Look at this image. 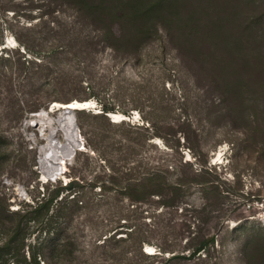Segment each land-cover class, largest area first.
Segmentation results:
<instances>
[{"label":"rangeland","instance_id":"obj_1","mask_svg":"<svg viewBox=\"0 0 264 264\" xmlns=\"http://www.w3.org/2000/svg\"><path fill=\"white\" fill-rule=\"evenodd\" d=\"M86 100L41 179V147L66 140L33 115ZM70 183V222L8 211ZM0 223V264H264V0H0Z\"/></svg>","mask_w":264,"mask_h":264},{"label":"trees","instance_id":"obj_2","mask_svg":"<svg viewBox=\"0 0 264 264\" xmlns=\"http://www.w3.org/2000/svg\"><path fill=\"white\" fill-rule=\"evenodd\" d=\"M29 62L28 59H25L23 61V65L26 66V63ZM103 111L105 113H109V112H114V107H110V106H104ZM73 187L72 183L67 184L66 186H62L60 188H56V190H54L51 193H45L43 194L41 197H38L35 200V204L30 205L31 208H33L32 210H28L26 212L23 211H14V210H10L8 209V211L13 215V216H18V218H31L35 221L37 220H43L45 217L49 216V212L52 210V208L54 209V214L50 215L48 217V224L49 222H52L56 219L58 220H62L65 222H70L71 219L73 218V215L76 211L80 210L83 208L84 206V202H83V194H74L73 197H71V193L69 195H64L62 196L60 199H58L59 195H60V191L63 189H68L71 190V188ZM2 224L0 223V226ZM60 226V225H59ZM124 225H121L119 221L113 223H110V225L106 226V228H104L102 230V232L99 234V236H103L104 232L108 231H114L110 233L106 238H104V241L102 244H108V246L112 247L109 249L110 254L113 251V248L118 249L121 247L122 242H124L126 239H123L122 237H118V230L120 227H122ZM51 228V227H50ZM49 228V229H50ZM18 231L19 229L16 231V234L14 236H18ZM134 230L129 231L128 236L133 237V235L135 233H133ZM47 233H49V236L51 235V231L49 230ZM53 234V233H52ZM56 235V238H55ZM61 235L60 232H55V234L53 235V238L50 241V244L53 243V240H57L55 247L58 251L59 254H68L70 252H72L73 249H71V246L73 243L70 242L69 239H61L59 238ZM134 240V243L137 244L139 252L143 255V256H148L147 253H145L142 250V244L143 242H145V240L143 239H139L138 237H133L132 238ZM97 241V240H96ZM99 244V243H97ZM215 244V241L213 238H203L201 240H199L197 242V244L195 246H193V250H191V255L189 256L191 257H196V256H200L201 254H203L204 252L209 250V247L211 245ZM44 245V243L42 244ZM118 247V248H117ZM1 251V249H0ZM41 256V255H40ZM38 254H34L33 255V259H31L30 262H28V264H39L38 261V257H40ZM42 257V256H41ZM45 257V256H43Z\"/></svg>","mask_w":264,"mask_h":264},{"label":"water","instance_id":"obj_3","mask_svg":"<svg viewBox=\"0 0 264 264\" xmlns=\"http://www.w3.org/2000/svg\"><path fill=\"white\" fill-rule=\"evenodd\" d=\"M87 102L92 101H71L69 103H59V102H51L46 109H42L39 113L34 114L33 116L39 117L42 115H48V114H55L54 120L58 124V126L63 130L64 132V138L66 140L65 145H60L59 141L53 140L50 141V144H46L41 147L40 149V155H39V166L41 169V175L46 180H54L57 178L58 174H50V169L51 167L56 165V162L61 158L59 149L60 148H74L76 147L77 144H80V134H79V129L76 125L75 121V113L78 111L86 110L90 108L91 106L79 108L76 106H72V104H79V105H84ZM109 116V115H108ZM69 117L72 118L73 120V126L71 127V132L69 135H67L66 132V125L65 122ZM51 121V120H49ZM113 123H116L115 120H112ZM64 123V124H63ZM34 126L38 127L39 122L36 120L34 122ZM49 153V154H48Z\"/></svg>","mask_w":264,"mask_h":264},{"label":"bare ground","instance_id":"obj_4","mask_svg":"<svg viewBox=\"0 0 264 264\" xmlns=\"http://www.w3.org/2000/svg\"><path fill=\"white\" fill-rule=\"evenodd\" d=\"M90 104L87 102L86 104H84V105H79V104H72V106H76V107H82V106H89ZM65 122V125H66V132H67V135H69L70 134V132H71V127L73 126V120H72V118L71 117H69L66 121H64ZM64 124V123H63ZM51 137V136H50ZM49 140V139H48ZM50 141H53L52 139L50 140ZM50 141H48V144H50ZM49 154V153H48ZM61 159V158H60ZM63 159V158H62ZM62 164V163H61ZM60 164V165H61ZM59 170V168L58 167H56V166H53V167H51V169H50V174H57V171ZM45 179V178H44Z\"/></svg>","mask_w":264,"mask_h":264},{"label":"snow or ice","instance_id":"obj_5","mask_svg":"<svg viewBox=\"0 0 264 264\" xmlns=\"http://www.w3.org/2000/svg\"><path fill=\"white\" fill-rule=\"evenodd\" d=\"M150 251V250H149Z\"/></svg>","mask_w":264,"mask_h":264}]
</instances>
